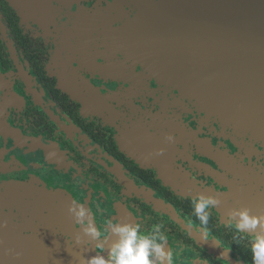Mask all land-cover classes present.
Here are the masks:
<instances>
[{
    "label": "flooded vegetation",
    "instance_id": "obj_1",
    "mask_svg": "<svg viewBox=\"0 0 264 264\" xmlns=\"http://www.w3.org/2000/svg\"><path fill=\"white\" fill-rule=\"evenodd\" d=\"M177 1L0 0V238L6 229L24 248L84 264L115 237L91 241L68 212L75 203L98 227L162 224L172 264H252L223 221L232 209L264 215V142L155 77L136 52L150 47L157 61L163 44L164 59L176 55L160 38L166 22L146 31ZM131 29L134 50L124 47ZM198 194L220 200L207 237Z\"/></svg>",
    "mask_w": 264,
    "mask_h": 264
},
{
    "label": "water",
    "instance_id": "obj_2",
    "mask_svg": "<svg viewBox=\"0 0 264 264\" xmlns=\"http://www.w3.org/2000/svg\"><path fill=\"white\" fill-rule=\"evenodd\" d=\"M158 14L161 18L155 17ZM150 18L146 36L152 37L156 23L166 22L160 38H166L167 48L171 45L176 55L164 59L160 44V60L149 61L144 54L153 51L144 47L136 51L139 61L155 77L200 100L212 114L264 142V0H183ZM175 28L181 43L172 39ZM138 36L134 29L125 32L124 47L138 48ZM184 41L189 42L187 47ZM5 231L0 264H73L68 251L24 248L27 241L16 242Z\"/></svg>",
    "mask_w": 264,
    "mask_h": 264
},
{
    "label": "clouds",
    "instance_id": "obj_3",
    "mask_svg": "<svg viewBox=\"0 0 264 264\" xmlns=\"http://www.w3.org/2000/svg\"><path fill=\"white\" fill-rule=\"evenodd\" d=\"M193 215L199 220L201 231L207 237V226L211 210L218 208L220 200L213 195L198 194L191 200ZM68 212L81 224L84 235L91 241H106L109 236L115 237L109 247L96 243L95 255L86 258L84 264H172L173 253L165 250L167 236L162 231V224H155L148 234H142L143 226L139 222L113 223L107 220L99 227L90 220L91 213L85 205L69 204ZM225 226L234 228L240 235L234 236L237 242L247 240L252 264H264V215L250 214L247 208L232 209L225 220ZM86 223V227H84ZM79 243V239L76 241ZM106 253V255L104 254ZM206 264V261L204 262Z\"/></svg>",
    "mask_w": 264,
    "mask_h": 264
},
{
    "label": "rangeland",
    "instance_id": "obj_4",
    "mask_svg": "<svg viewBox=\"0 0 264 264\" xmlns=\"http://www.w3.org/2000/svg\"><path fill=\"white\" fill-rule=\"evenodd\" d=\"M213 152V151H212Z\"/></svg>",
    "mask_w": 264,
    "mask_h": 264
}]
</instances>
